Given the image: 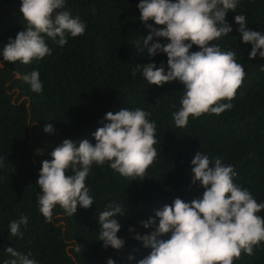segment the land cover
Instances as JSON below:
<instances>
[{
    "label": "trees",
    "instance_id": "16d2710c",
    "mask_svg": "<svg viewBox=\"0 0 264 264\" xmlns=\"http://www.w3.org/2000/svg\"><path fill=\"white\" fill-rule=\"evenodd\" d=\"M21 3L0 0V52L27 26ZM139 3L67 0L65 10L87 24L83 36H69L64 47L48 40L52 55L29 65L6 62L0 55L4 64L0 68V157L4 158L0 167V264L10 259L9 247L31 252L38 264H107L109 259L115 264H138L151 249L134 236L154 230L141 227V221L155 218L156 210L176 198L190 203L203 197L204 189L191 183V161L200 151L234 166L238 173L234 183L249 190L258 203L264 202V59L259 55L249 59L252 45L243 42L234 19L245 15L250 30L264 33V0H240L236 13L226 15L233 32L212 42L223 51H235L236 61L246 71L243 86L232 101L234 107L220 116L190 117L182 129L175 126L173 113L181 107L184 86L178 80L152 86L143 78L139 65L163 63L167 70V56L150 57L144 49L143 38L150 29L139 19ZM148 24L160 27L152 20ZM191 51L199 49L194 45ZM33 70L40 73L41 93L33 92L23 80ZM13 72L21 75L16 77ZM135 108L150 112L149 119L157 126L154 147L158 155L146 179L132 181L107 164L93 165L86 179L95 197L92 207L78 206L77 213L69 216L57 206L52 221L47 222L37 203L42 162L51 161L52 151L65 139L77 144L87 139L95 144L93 133L108 122V112ZM48 123L54 124L52 134L44 131ZM112 202L127 212L117 217L122 225L118 236L126 242L121 250L105 249L98 240L99 212ZM258 215L264 217V212ZM22 216L28 217V224L21 226L23 239L12 237L9 222ZM234 264H264V242L254 249V255L242 253Z\"/></svg>",
    "mask_w": 264,
    "mask_h": 264
},
{
    "label": "clouds",
    "instance_id": "9594fccd",
    "mask_svg": "<svg viewBox=\"0 0 264 264\" xmlns=\"http://www.w3.org/2000/svg\"><path fill=\"white\" fill-rule=\"evenodd\" d=\"M239 4L240 0H140L137 5L139 19L150 29L143 38L148 56H167V70L163 63L139 65L143 78L152 86L177 80L184 86L181 107L173 113L177 128H185L190 117L220 116L234 107L232 101L243 86L246 71L236 61L235 51H223L212 42L233 32L226 15L236 13ZM66 8L67 0H22L20 13L27 26L3 45V60L29 65L52 55L48 40L64 47L69 36H83L87 24ZM234 19L243 42L252 45L249 59L255 60L258 55L264 59V33L250 30L245 15L238 14ZM150 20L160 27L149 25ZM160 39L167 43L158 42ZM194 45L199 51H191ZM0 68H4L3 63ZM23 80L33 92L43 91L38 71L23 75ZM150 117V112L140 108L108 112V122L93 133L95 144L87 139L78 144L65 139L55 147L52 160L42 162L37 180L41 190L37 203L47 222L52 221L57 206L69 216L77 213L78 206L92 207L95 197L86 179L93 165L107 164L132 181L146 179L158 155L154 147L158 143L157 126ZM44 131L54 133V124L48 123ZM3 166L4 158L0 157ZM191 166V183L204 189L203 197L190 203L176 198L171 205L156 210L155 218L141 221V227L154 230L134 236L144 248L151 249L138 264H234L242 253L254 255V249L264 242V217L258 215L264 212V202L258 203L249 190L234 183L238 175L235 167L203 151L195 154ZM126 214L124 207L115 202L99 212L98 240L105 249L124 248L126 242L118 236L122 225L117 217ZM27 224V216L10 221V235L23 239L21 226ZM169 234L170 238H162ZM6 252L10 259L3 264H38L31 252L25 254L12 247ZM107 264L115 261L109 259Z\"/></svg>",
    "mask_w": 264,
    "mask_h": 264
},
{
    "label": "water",
    "instance_id": "95a60500",
    "mask_svg": "<svg viewBox=\"0 0 264 264\" xmlns=\"http://www.w3.org/2000/svg\"><path fill=\"white\" fill-rule=\"evenodd\" d=\"M17 77V76H16ZM34 163H35V161H33ZM69 249V247L67 248V250ZM68 255L72 258V260L74 261V262H76V260H75V258L68 252Z\"/></svg>",
    "mask_w": 264,
    "mask_h": 264
}]
</instances>
